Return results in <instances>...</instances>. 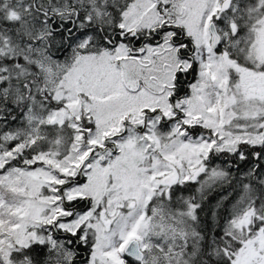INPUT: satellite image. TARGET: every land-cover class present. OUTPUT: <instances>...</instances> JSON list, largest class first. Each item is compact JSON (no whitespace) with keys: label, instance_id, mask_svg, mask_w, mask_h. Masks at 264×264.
I'll return each instance as SVG.
<instances>
[{"label":"snow or ice","instance_id":"6c2138e0","mask_svg":"<svg viewBox=\"0 0 264 264\" xmlns=\"http://www.w3.org/2000/svg\"><path fill=\"white\" fill-rule=\"evenodd\" d=\"M0 264H264V0H0Z\"/></svg>","mask_w":264,"mask_h":264}]
</instances>
